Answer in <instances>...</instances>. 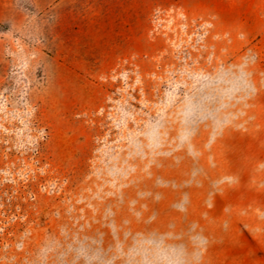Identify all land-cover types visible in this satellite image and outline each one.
I'll use <instances>...</instances> for the list:
<instances>
[{"label":"rangeland","instance_id":"rangeland-1","mask_svg":"<svg viewBox=\"0 0 264 264\" xmlns=\"http://www.w3.org/2000/svg\"><path fill=\"white\" fill-rule=\"evenodd\" d=\"M0 264H264V0H0Z\"/></svg>","mask_w":264,"mask_h":264}]
</instances>
